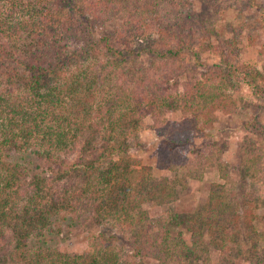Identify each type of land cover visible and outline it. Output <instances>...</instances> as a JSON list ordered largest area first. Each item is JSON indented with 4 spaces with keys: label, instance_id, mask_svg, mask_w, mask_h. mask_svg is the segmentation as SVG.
I'll return each mask as SVG.
<instances>
[{
    "label": "trees",
    "instance_id": "1",
    "mask_svg": "<svg viewBox=\"0 0 264 264\" xmlns=\"http://www.w3.org/2000/svg\"><path fill=\"white\" fill-rule=\"evenodd\" d=\"M175 7L170 0H0V264H141L134 258L147 255L191 263L204 251L205 232L219 264L238 255L264 264V248L250 243L245 224L246 194L231 201L217 185L193 213L167 209L177 195L173 180L155 177L130 153L151 118L165 134L158 153L166 166L179 153L176 166L187 168L188 151L178 149L191 140L184 125L194 120L171 131L162 114H211L223 102L222 85L237 77L225 69L232 51L216 44L224 66L213 78L167 86V62L186 53L204 64L201 40ZM115 21L112 32L99 31ZM149 206L162 208L151 215ZM81 224L90 249L62 251L56 236ZM172 227L188 239L172 237Z\"/></svg>",
    "mask_w": 264,
    "mask_h": 264
},
{
    "label": "rangeland",
    "instance_id": "2",
    "mask_svg": "<svg viewBox=\"0 0 264 264\" xmlns=\"http://www.w3.org/2000/svg\"><path fill=\"white\" fill-rule=\"evenodd\" d=\"M170 1L176 4L174 11L187 14V33L196 42L201 40L200 60L204 64H198V59L186 53L167 62L162 70L169 77L167 86L181 89L182 84L213 78L216 68L224 66L216 44L232 51L227 57L231 66L227 64L225 69L235 70L237 77L222 85L219 93L224 94L223 102L210 107L211 114H185L180 109L162 114L171 131V126L185 117L194 120L184 125L185 131L192 130L191 140L178 149L188 151L187 168L176 166L179 153L176 164L166 166V160L158 153L165 134L151 118L145 120L130 153L155 177L173 180L177 195L167 209L193 213L208 201L210 189L217 185L224 187L231 201L242 192L246 194L248 200L242 212L247 228L253 229L250 243L256 244L260 252L264 248V0H186L185 6L182 0ZM117 23L102 26L99 31L112 32ZM161 208L149 206V212L155 215ZM171 234L187 238L182 227H172ZM209 237L205 232L200 258L183 264H219L220 251ZM56 239L62 251L82 254L90 249L87 228L82 224L64 229ZM233 260V264H250L240 255ZM134 261L173 264L154 255L135 257Z\"/></svg>",
    "mask_w": 264,
    "mask_h": 264
}]
</instances>
